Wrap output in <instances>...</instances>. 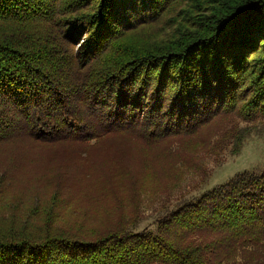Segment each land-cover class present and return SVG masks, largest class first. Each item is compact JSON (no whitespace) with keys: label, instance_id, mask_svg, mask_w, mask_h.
I'll return each mask as SVG.
<instances>
[{"label":"trees","instance_id":"1","mask_svg":"<svg viewBox=\"0 0 264 264\" xmlns=\"http://www.w3.org/2000/svg\"><path fill=\"white\" fill-rule=\"evenodd\" d=\"M238 118L264 120V0H0V144L132 131L155 146ZM232 133L237 154L248 133ZM49 219L0 233V264H250L264 247V171L154 230L96 236Z\"/></svg>","mask_w":264,"mask_h":264},{"label":"rangeland","instance_id":"2","mask_svg":"<svg viewBox=\"0 0 264 264\" xmlns=\"http://www.w3.org/2000/svg\"><path fill=\"white\" fill-rule=\"evenodd\" d=\"M234 122L219 119L198 135L155 146L132 131L88 142L2 143L0 233L42 232L49 217L70 233L154 230L177 206L236 174L264 171V120ZM229 130L248 133L237 154ZM228 259L223 264H246ZM250 264H264V247Z\"/></svg>","mask_w":264,"mask_h":264}]
</instances>
